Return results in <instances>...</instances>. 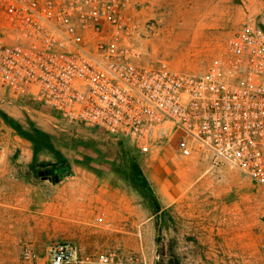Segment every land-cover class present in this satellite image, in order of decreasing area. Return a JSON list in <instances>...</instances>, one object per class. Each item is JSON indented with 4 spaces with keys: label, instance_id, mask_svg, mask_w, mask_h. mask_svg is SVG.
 <instances>
[{
    "label": "rangeland",
    "instance_id": "obj_1",
    "mask_svg": "<svg viewBox=\"0 0 264 264\" xmlns=\"http://www.w3.org/2000/svg\"><path fill=\"white\" fill-rule=\"evenodd\" d=\"M260 2L123 0L117 45L137 66L165 61L202 72ZM3 25L0 13V37ZM10 121L42 136L35 157ZM64 165L69 171L55 183L38 175ZM124 192L127 205L99 213L96 195ZM82 195L93 197L91 206L79 203ZM56 239L138 264H264V189L235 169L181 156L174 137L142 152L134 141L70 123L0 86V264H47L46 247Z\"/></svg>",
    "mask_w": 264,
    "mask_h": 264
},
{
    "label": "built area",
    "instance_id": "obj_2",
    "mask_svg": "<svg viewBox=\"0 0 264 264\" xmlns=\"http://www.w3.org/2000/svg\"><path fill=\"white\" fill-rule=\"evenodd\" d=\"M123 0H0V86L70 123L231 168L264 189V0L202 72L137 66L117 45ZM47 264H138L90 255L73 241L46 247Z\"/></svg>",
    "mask_w": 264,
    "mask_h": 264
},
{
    "label": "crops",
    "instance_id": "obj_3",
    "mask_svg": "<svg viewBox=\"0 0 264 264\" xmlns=\"http://www.w3.org/2000/svg\"><path fill=\"white\" fill-rule=\"evenodd\" d=\"M115 197L119 199L117 204L111 201V200H114ZM115 197H112V199H111L110 197H108L106 195H102V194L101 195L100 194L96 195V197H95L96 207L100 210L99 213L102 216L105 215V211H106L107 208H112L114 205L116 207L121 208V206H120L121 204L127 205L128 197L126 195V192L121 193L120 196H115ZM78 198L81 199V200H79L80 204H83L84 206H87V205L91 206L92 205V200H93L92 196H84V195H82V196H79ZM74 199L76 200V197H74ZM102 220H105V219L102 218Z\"/></svg>",
    "mask_w": 264,
    "mask_h": 264
},
{
    "label": "trees",
    "instance_id": "obj_4",
    "mask_svg": "<svg viewBox=\"0 0 264 264\" xmlns=\"http://www.w3.org/2000/svg\"><path fill=\"white\" fill-rule=\"evenodd\" d=\"M10 124L17 130V132L20 135H22L25 139H27L31 143L32 150H33V156L35 157L36 153L42 147L41 146V143H40L41 140H42L41 139L42 136L39 133H32V132L23 130L18 125V123L14 122V121H10ZM141 181L143 182L142 185H140L141 188H143V189H144V187L146 188V186L148 185L146 178L145 177H142ZM147 190L150 192V187L149 186L147 187ZM142 192L146 195V193L143 190H142ZM150 200L154 204L155 208L157 210H159L160 205H159V203L157 202L156 198L153 195L150 196Z\"/></svg>",
    "mask_w": 264,
    "mask_h": 264
},
{
    "label": "water",
    "instance_id": "obj_5",
    "mask_svg": "<svg viewBox=\"0 0 264 264\" xmlns=\"http://www.w3.org/2000/svg\"><path fill=\"white\" fill-rule=\"evenodd\" d=\"M68 171H69V167L64 165V166L53 167L46 170H41L38 172V175L42 179H47L55 183L59 181V179L62 178L64 174L68 173Z\"/></svg>",
    "mask_w": 264,
    "mask_h": 264
}]
</instances>
